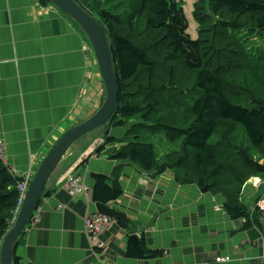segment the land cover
I'll list each match as a JSON object with an SVG mask.
<instances>
[{"label":"crops","instance_id":"obj_1","mask_svg":"<svg viewBox=\"0 0 264 264\" xmlns=\"http://www.w3.org/2000/svg\"><path fill=\"white\" fill-rule=\"evenodd\" d=\"M94 61L82 29L53 5L0 0V137L6 155L0 164L17 175L35 174L61 135L99 107L103 98L97 95ZM113 130L105 136L118 139ZM94 132L73 145L50 177L33 220L16 241L18 264H215L217 257L229 259L221 264H264L263 233L254 224L244 230L242 220L226 215L222 199L181 184L171 170L154 175L110 158L120 144L98 152L95 146H103L106 137ZM74 173L90 192L92 174L107 176L109 185L117 174L122 196L108 207L124 214L130 226L116 222L106 229L101 251L89 244L84 230V219L96 213L92 197L61 188ZM262 187L242 190L248 210L257 205ZM258 219L264 229V208ZM130 235L164 255L126 257Z\"/></svg>","mask_w":264,"mask_h":264},{"label":"trees","instance_id":"obj_2","mask_svg":"<svg viewBox=\"0 0 264 264\" xmlns=\"http://www.w3.org/2000/svg\"><path fill=\"white\" fill-rule=\"evenodd\" d=\"M73 1L106 29L119 89L107 124L123 128L135 118L142 124L121 139L107 135L98 152L120 144L110 158L154 175L176 169L181 184L200 188L217 187L225 175L238 189L251 177L264 179V0H193L195 40L179 0ZM149 130H163L177 150L159 160L152 144L140 142ZM116 175L112 185L105 175H91L95 204L108 206L122 196ZM17 182L0 164V245L15 217ZM238 193H224L228 215L242 220L244 230L254 224L264 234L257 197L249 211ZM140 244L143 258L164 255ZM126 257H138L130 245Z\"/></svg>","mask_w":264,"mask_h":264},{"label":"water","instance_id":"obj_3","mask_svg":"<svg viewBox=\"0 0 264 264\" xmlns=\"http://www.w3.org/2000/svg\"><path fill=\"white\" fill-rule=\"evenodd\" d=\"M62 13L69 16L84 32L92 49L102 83L105 89V100L100 109L83 123L68 129L43 158L32 181L29 184L25 199L17 216L11 221L9 231L0 245V264H13L14 248L18 237L33 217L40 200L44 196L46 185L62 159L72 145L81 137L109 123L114 116L119 93L115 65L106 34V29L73 0H47ZM206 187L202 189L205 191ZM96 215L119 220L126 229L130 224L124 214L115 212L107 205L94 204ZM262 215V213H260ZM134 252L144 257L136 235L128 238Z\"/></svg>","mask_w":264,"mask_h":264},{"label":"rangeland","instance_id":"obj_4","mask_svg":"<svg viewBox=\"0 0 264 264\" xmlns=\"http://www.w3.org/2000/svg\"><path fill=\"white\" fill-rule=\"evenodd\" d=\"M79 1L90 3L87 0H79ZM179 3L184 9V14H185V17H186L187 22H188L187 34L190 36L191 39L195 40V39H197V24L194 21L193 16H192L193 0H179ZM95 72H96V78L99 79L97 81V95H101V97L103 99H102L101 104L99 105V107L98 106L97 107L93 106L92 107L93 109L92 108L89 109V110H91V109L92 110L89 113L88 118L93 116L100 109V107L103 105L104 100H105V89H104V85L102 83V80H101V77H100V74H99V71H98L96 63H95ZM138 124H140V120L137 119V118L128 121L127 124L123 128H111L112 127L111 125L105 124L102 127L96 129L95 132H94V135L95 136L106 137L105 134L107 133V129H112V130L115 129V130H113L114 133H116L115 135L118 136L117 137L118 139H121L122 137H125V136L128 135V130L133 129L132 127H134V125H138ZM155 124L156 123L152 122L153 126H155ZM140 125H142V124H140ZM153 129L154 128H151L152 131H154ZM151 130L148 131V133L150 135H144V134L140 135V142L152 144L154 146L155 154H156V156L158 158L161 157V156H164L165 154H167L169 152H172L173 150H177V148L179 146L178 143L175 144V143L168 142V139H167L168 137L166 138L164 136L163 130L160 133H154ZM118 132L120 134H118ZM175 134H176L175 132H170L169 133L170 136H173ZM79 140H77V142ZM74 145H76V144H74ZM101 146H102V144H100L99 146H95V148L99 149ZM72 147L70 148V150L72 149ZM259 156H262V155L260 154ZM171 171L176 173L177 170L176 169H172ZM231 174H232V172L230 173V175ZM33 176H34V174H33ZM226 176L227 175L217 179V181H218L217 187H212V188L208 189V186H206L205 191L201 190L204 194H208L213 199H219V198L222 199L223 207L225 206V204L227 202L226 201V196H225L224 193L233 194L234 195L235 192H239L238 193V201H239V203L243 204V205H245L247 207V205L245 204L244 200L242 199V197L244 195V192L242 190H244L247 186H251V187L252 186H254V187L256 186L257 187L258 184L260 185V183L262 184V186H264V179L262 177H251L250 179L246 180L244 182V184L238 189L236 184H231L230 185L229 182H227L228 179H225ZM14 179H16V178H14ZM208 181L210 183L213 182V181H210V180H208ZM209 182H208V184H209ZM214 183H216V182H214ZM256 197H255L256 201H257L256 203L260 204L261 210H262L264 208V190L261 191V192L256 193ZM258 197H260V199ZM224 210H225V208H224ZM225 213H226V215H228L226 210H225ZM114 221L117 222L116 220H114Z\"/></svg>","mask_w":264,"mask_h":264},{"label":"built area","instance_id":"obj_5","mask_svg":"<svg viewBox=\"0 0 264 264\" xmlns=\"http://www.w3.org/2000/svg\"><path fill=\"white\" fill-rule=\"evenodd\" d=\"M95 65V61H94ZM2 139L0 137V163H3L6 160L5 149L2 144ZM11 177L18 179V182L15 186L17 193V207L15 209V217L17 216L20 207L25 199L26 192L28 190L29 184L33 179L31 171L17 175L14 171L7 169ZM65 189L69 192L71 196H81L84 199H87L91 196L90 189L82 182L79 175L76 173L69 175L65 179L64 183ZM33 220V217L31 218ZM108 220L104 216L92 214L89 217L84 219V230L88 238L89 244L94 247L96 251L102 250V242L100 240L101 235L106 228ZM228 258L217 257L214 259L215 264H221L227 262Z\"/></svg>","mask_w":264,"mask_h":264},{"label":"bare ground","instance_id":"obj_6","mask_svg":"<svg viewBox=\"0 0 264 264\" xmlns=\"http://www.w3.org/2000/svg\"><path fill=\"white\" fill-rule=\"evenodd\" d=\"M87 135H88V134H87ZM81 138H82V137H81ZM76 142H77V141H76ZM76 142H75V143H76ZM75 143H74V144H75ZM74 144H73V145H74ZM73 145H72V146H73ZM52 147H53V146H52ZM48 152H49V151H48ZM67 153H68V152H67ZM65 156H66V155H65ZM42 160H43V159H42ZM41 162H42V161H41ZM174 173H175V172H174ZM31 174H32V173H31ZM33 174H34V173H33ZM33 174H32V175H33ZM64 183H65V182H64ZM64 183H63V185H62L61 188H62L66 193L69 194V192H68V191L65 189V187H64ZM87 199H90V196H89ZM106 219L108 220V223H107V226H106V228L104 229V231H105L106 229H108L109 227H112V226L116 223V222H115L113 219H111V218H107V217H106ZM116 221H117V220H116ZM104 231H103V232H104ZM224 259H225V258H224Z\"/></svg>","mask_w":264,"mask_h":264},{"label":"flooded vegetation","instance_id":"obj_7","mask_svg":"<svg viewBox=\"0 0 264 264\" xmlns=\"http://www.w3.org/2000/svg\"><path fill=\"white\" fill-rule=\"evenodd\" d=\"M87 120V119H86ZM84 122V121H83ZM261 215V214H260ZM263 235V237H264V234H262Z\"/></svg>","mask_w":264,"mask_h":264},{"label":"clouds","instance_id":"obj_8","mask_svg":"<svg viewBox=\"0 0 264 264\" xmlns=\"http://www.w3.org/2000/svg\"><path fill=\"white\" fill-rule=\"evenodd\" d=\"M15 218V217H14Z\"/></svg>","mask_w":264,"mask_h":264}]
</instances>
